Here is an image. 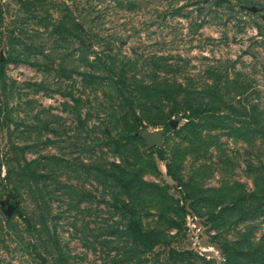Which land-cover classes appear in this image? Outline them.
<instances>
[{
  "label": "rangeland",
  "instance_id": "1",
  "mask_svg": "<svg viewBox=\"0 0 264 264\" xmlns=\"http://www.w3.org/2000/svg\"><path fill=\"white\" fill-rule=\"evenodd\" d=\"M218 1L0 0V264H264V0Z\"/></svg>",
  "mask_w": 264,
  "mask_h": 264
},
{
  "label": "trees",
  "instance_id": "2",
  "mask_svg": "<svg viewBox=\"0 0 264 264\" xmlns=\"http://www.w3.org/2000/svg\"><path fill=\"white\" fill-rule=\"evenodd\" d=\"M220 3H221V1L216 0V2L214 4L218 5ZM81 9L84 12L83 8H81ZM73 27H77L81 31V34L84 33V32H82L83 31L82 20L75 22ZM86 49H89V45L86 46ZM17 60H19V59L12 54H7L4 59H0V81L4 77L5 65L7 63L15 62ZM110 70H112V69H110ZM113 76H115L114 73H113ZM158 78L159 79H156L155 81H153L151 83V85H149V84H147V85L142 84L141 85V89H143V90L148 89V90H145L146 94L141 96L142 99L145 97L146 100H150V101L147 102L145 99H143V101L139 104H140V106H146L147 110L152 108V109H158L159 111H161V109L166 104V103H164L165 101H168L169 98H172L173 100H175L181 94V92L184 91V86L181 83H179V82L169 83L167 80L164 81L163 79H161L162 77H158ZM115 79H116V77H115ZM211 89H215V90H213L215 93L218 92L217 86L215 84H213ZM157 90H158V92L156 93ZM153 96H155V100H156L155 102L158 103V106H153L154 102L150 99ZM230 108L235 109L233 106H230ZM173 111L174 112H181V118H187L188 120H192L196 116L202 114L203 112H206L207 108L204 105H195V106L189 105L187 107L176 108ZM170 121H172V120L163 121V119H162L161 123L163 124L164 127L172 128L170 125ZM142 141H143V139H142ZM147 148L149 150H154L156 152L158 150L157 149L158 147H147ZM24 162H25V164L30 163V161H26V160H24ZM121 181H122V184L125 186V189L131 187L133 183L145 184L148 186H155L153 183H147V182L143 181L142 179H140L138 176L134 177L132 175H130L127 178L122 177ZM241 197H242L241 200L248 199L249 201L254 203L255 208L258 207V208H261L263 210L264 209V183L261 185H257V187L253 191H251L245 195H242ZM13 207H14V209L12 211V214L18 215L20 217V219L22 220V222L28 225L29 224L28 219L22 214V212L16 206L13 205ZM133 220L134 219L132 217H130L128 220L127 227L129 228V230L132 227ZM136 227H137V225H136ZM146 232L147 231H145L143 233L147 234ZM174 252H175L174 250L169 249L167 252V254H168L167 258L165 260H163L162 262L160 261L161 264H174L173 261H171L172 260L171 256H172V253H174ZM220 252H221L223 259L227 262H230L231 264H239L241 262H243L244 264L255 263V258L251 257L253 252L250 250L245 251V250H242L241 248L239 249L238 246H234L231 244H225L224 243L223 245L220 246ZM182 254H183V252L180 253V255H182ZM249 258H252L251 262H248Z\"/></svg>",
  "mask_w": 264,
  "mask_h": 264
},
{
  "label": "water",
  "instance_id": "3",
  "mask_svg": "<svg viewBox=\"0 0 264 264\" xmlns=\"http://www.w3.org/2000/svg\"><path fill=\"white\" fill-rule=\"evenodd\" d=\"M172 128L175 127V121H170ZM164 130L162 128L148 130L146 128L141 129L138 135L143 139L146 147H159L161 143V137ZM13 209V205H7L6 210L9 213Z\"/></svg>",
  "mask_w": 264,
  "mask_h": 264
}]
</instances>
